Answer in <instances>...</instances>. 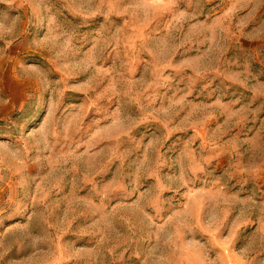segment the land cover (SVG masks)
<instances>
[{"label":"rangeland","instance_id":"1","mask_svg":"<svg viewBox=\"0 0 264 264\" xmlns=\"http://www.w3.org/2000/svg\"><path fill=\"white\" fill-rule=\"evenodd\" d=\"M0 264H264V0H0Z\"/></svg>","mask_w":264,"mask_h":264}]
</instances>
